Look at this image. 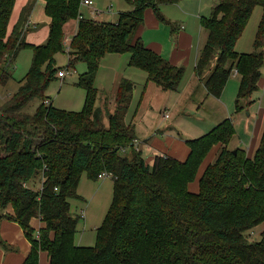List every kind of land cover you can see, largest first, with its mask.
<instances>
[{
    "label": "trees",
    "instance_id": "1",
    "mask_svg": "<svg viewBox=\"0 0 264 264\" xmlns=\"http://www.w3.org/2000/svg\"><path fill=\"white\" fill-rule=\"evenodd\" d=\"M81 2L45 0L49 40L35 46L24 40L26 16L9 30L16 0H0V87L13 81L12 68L21 51L30 49L33 55L28 74L0 111V209L12 207L7 217L31 243L24 263L40 264L46 253L50 264H264V230L260 240L250 241V234L264 225V132L253 154L230 149L236 131L227 119L205 136L187 141L190 155L184 162L164 155L148 165L143 152L135 149V126L125 123L134 83L120 81L107 125L96 105V76L107 55H129V67L144 72L161 90L177 91L185 69L171 66L145 46L138 32L148 10L165 22L161 7L178 0H126L133 9L115 23L81 20L67 52L65 27L77 21ZM257 7L263 15L255 51L241 54L236 44ZM201 20L208 38L195 74L220 99L237 70L241 84L236 108L244 111L262 79L264 0H219L211 17ZM65 52L68 69L79 62L88 68L77 81L86 92L79 112L54 108L46 94L62 70L57 56ZM104 95L107 106L110 98ZM34 100L41 105L33 115L24 113ZM36 138H41L38 144ZM217 146L219 157L199 179V191L191 192ZM105 173L113 179V202L96 230L95 244L76 245L82 217L72 212L70 200L80 199L83 175L99 181ZM42 175L43 189L29 188ZM34 218L43 224L38 231L32 226Z\"/></svg>",
    "mask_w": 264,
    "mask_h": 264
},
{
    "label": "crops",
    "instance_id": "2",
    "mask_svg": "<svg viewBox=\"0 0 264 264\" xmlns=\"http://www.w3.org/2000/svg\"><path fill=\"white\" fill-rule=\"evenodd\" d=\"M93 3L96 5L105 6L106 9L103 10L104 13L100 15L101 20L96 18L94 21L101 23L103 15L112 14L113 16L119 15L123 13V11L128 12V10H124L125 8H119L114 12V8L112 5L113 0H93ZM184 0H178L177 3H174L175 6L179 7L178 4ZM110 2V3H108ZM109 5V6H108ZM173 6H165L161 7V12L164 15L165 22L158 21L153 10H148L145 16V24L141 27L138 32V37H140L145 46L150 48L152 51L157 52L159 55L171 64V66H179L183 67L187 72L186 68L189 69L188 75L183 79V82L180 84L176 92H170V94H165L166 92L161 90L156 84L148 81L147 75L144 76L142 74H138L137 72H133L134 67H130V69H122V67L117 66H109L110 70L114 73V77L111 80L113 82V87L107 90L105 93L111 100V104L115 101V95L117 93V89L119 87L120 81L122 79L129 80L134 83L133 93L139 87L140 89V100L137 105H133L135 107V113L132 115L133 120L135 119L137 112H139V107L142 106L146 101L147 97L150 100L156 97H169L172 101L171 108L175 110L177 113H181L180 105L183 102H188L192 99L193 96L199 95L201 97L200 105H204L205 103H209L211 100L215 103L216 108L219 111V119L222 120H230L234 121V123H239L236 129V135L230 144V149H241L245 152H249L253 154V152L258 148L260 141L262 139V134L264 132V108H262V100L261 93H259L260 89L264 84L263 73L262 79L259 83L258 91L254 92L250 99V108L252 110L253 115L250 113L246 117V111L242 113H238L236 115V101L239 95V88L241 84V79H239L240 75L238 72H234L232 78H230L229 83H227L225 89L222 92V97L217 99L213 95L209 94L206 84L203 80H200L196 74V62L201 54L203 47L207 41L208 35L204 31L203 27L200 26L199 32L195 33L194 31H188L186 27L181 26V28H175V33H173L175 17L178 15L176 9L174 10ZM109 7V8H108ZM172 7V12L168 11V8ZM45 8V0H16L15 7L13 9V15L11 18V22L9 24L10 32L16 26L17 22L21 19L22 16H26L25 18V32H24V40L28 42V44L41 46L48 42V37L50 33V19L46 16ZM110 8L111 11L108 10ZM167 9L166 11H164ZM90 8H83L82 13L84 18H90ZM119 16L112 21L115 23L118 20ZM191 18L187 20L191 21ZM196 18L200 20V15H196ZM78 31V24L75 20L68 23L65 27V36L73 37L76 35ZM240 53V52H239ZM244 54V53H241ZM108 57V55H107ZM107 57L105 59H107ZM20 58V54L18 59ZM117 58H124L123 60L128 61V67L130 62V57H116L113 61H117ZM17 59V60H18ZM103 59V61H105ZM122 62V61H121ZM208 76V75H207ZM97 80V78H96ZM13 82V81H12ZM19 84V83H18ZM20 87V85H18ZM18 90V89H17ZM98 90H101L100 88ZM132 93L133 100L135 102V95ZM150 93V94H149ZM133 102V103H134ZM199 104V103H198ZM247 107V106H246ZM132 106L130 107L131 111ZM249 108V106H248ZM250 108L247 109V112H250ZM132 113V111H131ZM130 114V112H129ZM129 114L127 117H129ZM166 114V113H165ZM252 115V116H251ZM238 117V119H236ZM163 114V120H164ZM252 118V119H251ZM127 124H130L127 121ZM134 124V121L131 122ZM135 125V124H134ZM219 126V124H217ZM216 126V127H217ZM214 128H212L213 130ZM210 130V131H212ZM208 131V132H210ZM137 132V131H136ZM142 135L138 136L137 141L140 144V149L143 151V156H145L147 164H151L154 159L158 156H168L176 159L177 161L184 162L189 157L190 149L187 145V141H193L196 138L205 136L208 134L204 133L202 136H193L191 138H183L181 136H176L173 133L166 131L162 128L153 131L152 129L148 131H142ZM205 132V131H204ZM239 142V144H238ZM238 144V145H237ZM214 149V148H213ZM218 150V146L216 147ZM221 151V148L218 150ZM218 152V153H219ZM220 154V153H219ZM208 159V158H207ZM206 159V160H207ZM217 159V158H216ZM211 164V163H209ZM112 178L111 176H108ZM107 178V177H106ZM38 180V179H37ZM105 180V179H103ZM102 183H105L104 181ZM34 184L33 182L31 185ZM113 184V179H112ZM33 186V185H32ZM113 186V185H112ZM192 186V185H191ZM30 187V186H29ZM114 187V186H113ZM79 189H81L79 184ZM192 189V187H191ZM40 190V188H39ZM38 190V191H39ZM114 190V189H113ZM37 191V190H36ZM79 193V190H78ZM80 195V194H79ZM72 207V206H71ZM12 207H8L6 209H0V264H25L24 262L30 256L32 252L31 243L26 238L25 233L18 223H15L12 219H9L7 216L12 214ZM86 214V213H85ZM84 220L86 223V215L84 216ZM32 226L38 231L43 227L40 218H34L32 220ZM78 244L81 245V242H85V234L77 240ZM82 246V245H81ZM87 246V245H86ZM40 264H50L49 257L46 253H42L40 256Z\"/></svg>",
    "mask_w": 264,
    "mask_h": 264
},
{
    "label": "rangeland",
    "instance_id": "3",
    "mask_svg": "<svg viewBox=\"0 0 264 264\" xmlns=\"http://www.w3.org/2000/svg\"><path fill=\"white\" fill-rule=\"evenodd\" d=\"M217 2H219V0H184L178 4L179 7L174 5L175 7L174 10L176 9V11L178 12V15L175 17L174 28L177 27L181 28V26H184L187 28L189 32L194 31L195 33H198L202 22L201 19H204V17L206 18L211 17L213 8ZM109 5L113 6L114 8L113 13H115V11L118 10L119 8H125L124 10L133 9V7L127 4L126 0H113L112 4ZM165 6H173V5H165ZM93 7L98 10L106 9L105 8L106 5L105 6L102 5L99 7L98 5H96V3H94ZM171 8L172 7H169L168 11L172 12L173 10ZM166 10L167 9H165L164 11ZM197 14L200 15L201 17L200 20L196 18ZM262 15H263L262 8L257 7L254 10L252 16L250 17L249 24L245 32L243 33L244 35L238 40L236 44L235 49H237L238 52L244 54H250L255 51L254 42L256 40L258 26L262 20ZM118 16L119 13L115 16H113L110 13L107 15L104 14L102 20H104V22H112ZM190 17H192L191 21L187 20ZM99 19L101 20V17L98 18V20ZM19 54H20V58L16 61V63L12 68L13 82H10L7 87H0V111L2 107L6 103H8V101H10V98H12L13 94L17 91V89H19L18 86L19 81H21L28 74L29 68L31 66V62L33 58L31 50L30 49L23 50ZM116 57L129 58V55L116 54V55H108L107 59L104 58L105 61L102 60L100 64L99 67L100 70L96 76L97 80L95 81L97 88L101 89L99 90V99L96 105L99 109L102 110V112H104L103 120L106 125L108 124V119H107L108 113L112 112L115 108L114 103L111 104V102H109V104L106 106V97L103 94L107 90L111 89L114 85L113 82H111V80L114 77V73L110 70L109 66L113 65L117 67L120 65L122 69H130V67H128L127 64L128 61H126L125 63V60H123L124 58H117V61H113L114 58ZM68 59L69 57L67 52H65V54L61 53L60 55L57 56V65L60 68L64 69V67H67L68 65ZM215 61L216 58L213 61H211V66L207 71V75H210L213 72L216 65ZM87 70L88 68L85 65V63L79 62L75 65L74 68L70 70V75L67 76L65 80L62 81L58 78L51 83V86L49 87L46 94L50 99V101L52 102L54 108L64 110L67 112H73V111L79 112L83 109L86 101L85 98L86 92L85 90L77 86V81L82 75L87 73ZM132 70L133 72H137L138 74H142L146 76V74L141 70H139L138 68H133ZM186 70L187 72L185 71V77L189 73V69L186 68ZM262 73H263L262 78H264V67L262 69ZM239 79L241 78L239 77ZM262 84H264V81H262ZM259 93L262 94L261 95L262 108H264V85L260 89ZM133 94L136 96L135 97L136 100L135 102L133 101L134 103L133 102L131 103L132 113L131 111H129L130 114L128 112L129 117H127L128 116L127 114L125 118V123L127 124L128 121L130 123L129 125L135 126V131H137L136 136L137 134L138 136L142 135L143 133L142 131H148L150 129L156 131L163 127L164 130L169 131L176 136H181L183 138H187V137L191 138L193 136L198 137L204 135V133L206 132L208 133V131L212 130V128L215 129L217 124H219L220 126L224 121V120L221 121V119H219V111L216 108L215 103L212 102L211 100L209 103L207 102L204 105H200L201 97L197 94L196 96H193L190 101L181 103L180 105V110H182L181 113H177L175 110L171 108L172 101L171 98L169 97H156L152 100H150V98L147 97L145 103L141 102L143 104L142 106L139 107L138 110L139 112L135 114L136 117L133 120L132 115L135 113L134 111L135 107L133 105L136 106L140 100L139 87H137V89ZM165 94H170V92H166ZM48 102L49 101H47V103ZM40 105H41L40 100H34L29 104L28 107H26L23 110V112L26 114L33 115L36 109ZM248 106L250 108L251 105ZM248 106L244 107L245 108L244 111H246L247 118L249 117L248 115L250 113L253 115L251 108H250V112H247V109H249ZM242 112L243 111H238V108H236V115ZM163 114L165 117L164 120H163ZM236 119H238V117H236ZM133 121L135 125L131 124V122ZM232 122L234 123V121ZM234 125L236 131L239 123L238 122L234 123ZM40 141L41 138H36L34 144H38ZM220 148L221 147L218 146V150ZM135 149L137 151L143 152L140 149V144H138V149L137 148ZM218 150H216L215 147L209 153L210 155L208 159L204 162V164L200 168L201 170L199 172V176L191 186L192 187L191 192L195 193L199 191V184H198L199 179L206 171V168L209 166V163L213 164L216 158L219 157L220 154L218 153L219 152ZM247 153L250 154L249 152ZM43 181H44V176L42 175L40 178H38V180L33 182L34 183L32 184L33 186L30 184L29 188H32L37 191L39 190V188L40 190H42ZM103 181L105 183H102ZM112 185H113L112 178L110 177L107 178L105 177V180L100 179L99 181H92L89 180L87 175L85 174L83 175L80 181V187H81V189H79L80 199L70 200L72 206V212L82 217L77 228L78 241L79 238L85 234V242H81L82 246L92 247L96 242V235H97L96 230L102 225L103 221L106 218V213L113 202L112 197H113L114 187ZM85 215L87 217L86 223L84 220ZM263 230H264V225L258 226V228H256L255 231H253L250 234L252 237L250 238V241L256 242L260 240L261 238L260 233ZM76 245H79L78 242L76 243Z\"/></svg>",
    "mask_w": 264,
    "mask_h": 264
},
{
    "label": "built area",
    "instance_id": "4",
    "mask_svg": "<svg viewBox=\"0 0 264 264\" xmlns=\"http://www.w3.org/2000/svg\"><path fill=\"white\" fill-rule=\"evenodd\" d=\"M93 5H94V3H93V1L92 0H82V2H81V10H82V8H85V7H87V8H90V18H88V19H90V20H95L96 18H98V17H100V15H102L103 13H104V11L103 10H98V9H96V8H94L93 7ZM111 9L112 8H110L108 11L110 12L111 11ZM85 18H84V16H83V13H82V11H81V13L79 14V16H78V19H77V24H78V22L79 21H81V20H84ZM72 38L73 37H69V36H65L64 37V39H65V45H66V51L68 52L69 51V49H70V45H71V42H72ZM70 70L71 69H68L67 67H64V69H62V70H60L59 71V73H58V78L60 79V80H65L66 78H67V76H69L70 75ZM236 72H237V70H236ZM138 144H139V142L136 140V143H135V148H137L138 149ZM108 176H110L109 174H107V173H105V174H102L100 177H99V179H105V177H108ZM43 183H44V181H43Z\"/></svg>",
    "mask_w": 264,
    "mask_h": 264
},
{
    "label": "water",
    "instance_id": "5",
    "mask_svg": "<svg viewBox=\"0 0 264 264\" xmlns=\"http://www.w3.org/2000/svg\"><path fill=\"white\" fill-rule=\"evenodd\" d=\"M234 153H236V152H234ZM237 154V153H236Z\"/></svg>",
    "mask_w": 264,
    "mask_h": 264
}]
</instances>
